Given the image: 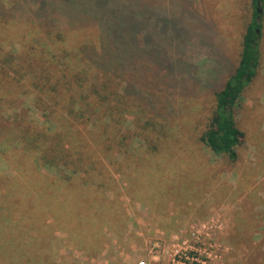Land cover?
Returning <instances> with one entry per match:
<instances>
[{"label":"trees","instance_id":"trees-1","mask_svg":"<svg viewBox=\"0 0 264 264\" xmlns=\"http://www.w3.org/2000/svg\"><path fill=\"white\" fill-rule=\"evenodd\" d=\"M262 1L253 0L238 64L214 92L215 107L200 136L215 154L233 161L242 132L234 106L260 63L257 4ZM165 9L163 0H0V113L11 103L10 109H17L19 94H32L31 105L48 124H38L22 108L0 129L3 137L12 134L8 142L0 138V158L6 157L14 169L9 182L0 185V231L10 229L17 242L12 249L29 264L46 259V245L53 247L56 233L63 231L39 218L53 217L69 230L81 213L79 203L94 201L115 183L114 168H137L131 179L137 190L146 180V168L164 169L163 153L178 149L179 129L167 118L174 105L163 104L170 98L168 89L177 85L171 72L181 64L166 57L162 44L169 40L174 52L181 39L176 40L177 22L168 23L174 12ZM13 43L18 47L8 49ZM215 68L199 65L193 78L184 79L212 85L219 76L220 68ZM132 114L137 135L149 148H126L119 124ZM114 145L119 152L114 153ZM118 153L124 155L121 163L115 159ZM44 166L54 167L55 174L43 172ZM80 186L95 188L82 194ZM45 204L56 207L47 214L39 210ZM34 247L39 257L31 253Z\"/></svg>","mask_w":264,"mask_h":264},{"label":"rangeland","instance_id":"rangeland-1","mask_svg":"<svg viewBox=\"0 0 264 264\" xmlns=\"http://www.w3.org/2000/svg\"><path fill=\"white\" fill-rule=\"evenodd\" d=\"M163 1L165 10L175 14L168 23L177 22L180 38L176 40L181 39L174 52L169 40L162 44L169 52L166 57L181 64L171 72L178 79L177 85L168 89L170 98L163 104L174 105L167 118L179 129L174 142L178 149L163 153L164 169L155 172L157 166L146 168V180L137 190L131 185L137 168H114L115 183L94 201L79 203L81 213L77 221L69 223V230L53 217L50 221L39 218L40 223L58 225L57 230L63 231L56 233L53 247L46 245L50 249L41 250L46 259L35 264H264V0L260 2L257 74L234 106L235 120L242 131L235 161L225 154H215L200 136L215 107L214 92L222 88L238 64L253 0ZM17 47L14 43L7 46ZM199 65L207 71L220 68L212 85L203 87L184 79L193 78ZM190 90L193 95H189ZM33 98L32 94H19L17 109H10L12 103L5 106L0 113V129H5L22 108L38 124L48 126L42 112L31 105ZM134 120L132 114L119 124L123 125L126 148L148 147L137 135ZM112 131L111 137L115 126ZM2 134L0 131L2 141L11 140L12 134ZM112 148L114 153L119 152L116 145ZM115 159L121 163L124 155L118 153ZM42 170L49 175L56 171L48 166ZM12 171L6 157H1L0 185L9 182L6 178ZM82 187V194L95 188ZM29 193L34 195L36 190ZM21 206L27 209L29 205L23 202ZM55 207L45 204L39 210L49 214ZM4 220L7 225V218ZM78 226L85 229L78 231ZM10 234L6 226L0 231V264H29L27 257L12 249L17 242ZM31 253L39 257L36 247Z\"/></svg>","mask_w":264,"mask_h":264},{"label":"water","instance_id":"water-1","mask_svg":"<svg viewBox=\"0 0 264 264\" xmlns=\"http://www.w3.org/2000/svg\"><path fill=\"white\" fill-rule=\"evenodd\" d=\"M257 11H258V13H261V11H262V9L260 7V2H258V4H257Z\"/></svg>","mask_w":264,"mask_h":264},{"label":"built area","instance_id":"built-area-1","mask_svg":"<svg viewBox=\"0 0 264 264\" xmlns=\"http://www.w3.org/2000/svg\"><path fill=\"white\" fill-rule=\"evenodd\" d=\"M175 263H178V262H175ZM179 263H181V262H179ZM183 264H186V263L184 262Z\"/></svg>","mask_w":264,"mask_h":264}]
</instances>
